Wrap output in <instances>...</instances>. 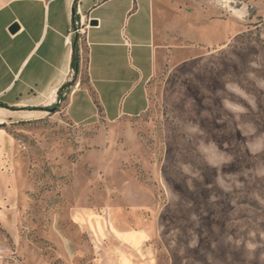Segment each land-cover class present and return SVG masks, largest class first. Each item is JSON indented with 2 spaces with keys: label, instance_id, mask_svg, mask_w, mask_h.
Instances as JSON below:
<instances>
[{
  "label": "rangeland",
  "instance_id": "1",
  "mask_svg": "<svg viewBox=\"0 0 264 264\" xmlns=\"http://www.w3.org/2000/svg\"><path fill=\"white\" fill-rule=\"evenodd\" d=\"M155 7L145 112L74 124L63 101L4 124L0 264H264V0ZM79 37L70 89L90 87Z\"/></svg>",
  "mask_w": 264,
  "mask_h": 264
},
{
  "label": "crops",
  "instance_id": "2",
  "mask_svg": "<svg viewBox=\"0 0 264 264\" xmlns=\"http://www.w3.org/2000/svg\"><path fill=\"white\" fill-rule=\"evenodd\" d=\"M156 0H5L0 4V124L40 117L59 89L77 76L71 66L73 41L65 44L73 16L82 24L90 87L69 89L65 111L74 124L134 117L149 105L148 82L159 55ZM96 20L97 24L90 22ZM16 24L17 29L11 31ZM79 44V40H78ZM80 46V44H79ZM66 92V90L64 91ZM82 94L87 107L75 105ZM15 140L0 127V165L13 161ZM14 176L0 168L11 202Z\"/></svg>",
  "mask_w": 264,
  "mask_h": 264
},
{
  "label": "trees",
  "instance_id": "3",
  "mask_svg": "<svg viewBox=\"0 0 264 264\" xmlns=\"http://www.w3.org/2000/svg\"><path fill=\"white\" fill-rule=\"evenodd\" d=\"M75 20H76L75 16H73V23H74ZM78 40H79V36L75 35V38H74V41H73V52H72V60H71V66H72V68L74 70L75 75L78 74L79 64H80V54H79ZM75 83H76V77H74L71 82H68V83L64 84L59 89V91H58V99H57L56 103H54L52 105V107L51 106H47V107L42 108V109L47 110V111H51L52 109H56L57 110L58 107H59V104H61L66 99L67 92H66L65 95H63L64 91L65 90L69 91L70 87H72ZM87 89H88V91H89L94 103L96 104V106L99 108V111H100V106H99L98 99H97V97L95 95L94 90L91 87H89ZM0 107H5V108L13 109V110L18 109L16 107H9V106H7L6 104H4L2 102H0ZM3 126H4V124L1 123L0 127H3Z\"/></svg>",
  "mask_w": 264,
  "mask_h": 264
},
{
  "label": "built area",
  "instance_id": "4",
  "mask_svg": "<svg viewBox=\"0 0 264 264\" xmlns=\"http://www.w3.org/2000/svg\"><path fill=\"white\" fill-rule=\"evenodd\" d=\"M80 33L84 34L83 28H82V24L75 20L73 25H72V27H71V30L69 31V33L64 38L65 44H71L72 36L73 35H78L79 36ZM65 94L66 93H64L63 95H65Z\"/></svg>",
  "mask_w": 264,
  "mask_h": 264
},
{
  "label": "water",
  "instance_id": "5",
  "mask_svg": "<svg viewBox=\"0 0 264 264\" xmlns=\"http://www.w3.org/2000/svg\"><path fill=\"white\" fill-rule=\"evenodd\" d=\"M90 23L92 25H96L97 24V21L96 20H92V22H90ZM10 29H11V31H15L17 29L16 24H13Z\"/></svg>",
  "mask_w": 264,
  "mask_h": 264
}]
</instances>
